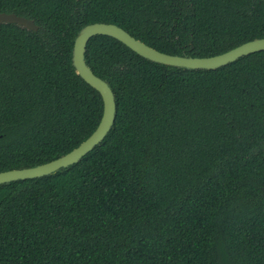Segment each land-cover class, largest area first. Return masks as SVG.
I'll return each instance as SVG.
<instances>
[{"label":"trees","instance_id":"1","mask_svg":"<svg viewBox=\"0 0 264 264\" xmlns=\"http://www.w3.org/2000/svg\"><path fill=\"white\" fill-rule=\"evenodd\" d=\"M0 173L67 155L104 102L73 66L78 33L114 24L169 55L264 38V0H0ZM86 62L115 123L78 164L0 186V264H264V52L169 67L97 36Z\"/></svg>","mask_w":264,"mask_h":264},{"label":"water","instance_id":"2","mask_svg":"<svg viewBox=\"0 0 264 264\" xmlns=\"http://www.w3.org/2000/svg\"><path fill=\"white\" fill-rule=\"evenodd\" d=\"M16 24L31 31H38V26L29 19L15 14H0V24ZM97 36L114 38L127 46L140 57L151 62L187 70H217L232 64L239 59L264 52V38L242 44L224 54L207 57L193 58L175 56L162 53L142 41L136 39L127 31L114 24L95 23L83 28L77 35L73 50V66L77 74L92 88L98 91L104 102V113L98 128L78 148L67 155L52 162L36 167L11 170L0 173V186L17 181L35 180L57 173L62 169L78 164L87 154L99 146L110 133L117 114L115 94L110 85L96 76L86 62L87 46L90 40Z\"/></svg>","mask_w":264,"mask_h":264}]
</instances>
